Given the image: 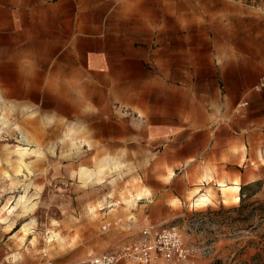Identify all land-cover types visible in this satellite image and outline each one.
<instances>
[{"label":"rangeland","instance_id":"374dc122","mask_svg":"<svg viewBox=\"0 0 264 264\" xmlns=\"http://www.w3.org/2000/svg\"><path fill=\"white\" fill-rule=\"evenodd\" d=\"M196 1L185 0L186 7ZM201 17L208 30V12ZM225 25V18L216 22ZM194 27L187 9L185 33ZM11 38L0 34V73L2 62L16 58ZM152 49L159 60L156 36ZM127 63L133 65L109 68L99 82L42 84L51 90L43 98L26 91V98L12 100L0 92V264L82 262L118 251L146 225L179 227L193 264H264V169L253 179L233 172L244 163L218 167L204 160L201 132L224 117L207 120L204 100L200 115L192 114L194 94L215 86L221 102L223 84L206 85L197 74L185 85L184 114L167 115L159 61ZM170 125L178 131H167ZM186 142L196 150L181 165L174 157ZM256 181L261 184L245 189L251 195L244 204L233 200L235 186L240 197V187Z\"/></svg>","mask_w":264,"mask_h":264},{"label":"crops","instance_id":"0c3cea01","mask_svg":"<svg viewBox=\"0 0 264 264\" xmlns=\"http://www.w3.org/2000/svg\"><path fill=\"white\" fill-rule=\"evenodd\" d=\"M187 9L196 24L192 34L184 31ZM206 11L208 30L201 28V13ZM222 18L226 25L217 27ZM0 34L13 37L10 49L16 57L2 62L0 92L5 99H24L26 91L51 92L42 84L71 87L86 84L89 77L98 81L109 68L133 65L127 62L138 66L159 61L168 88L167 115L182 116L185 85L197 74L209 86L218 79L223 101H218L215 86L212 92L193 95L194 116L200 115L204 100L209 104L207 120L224 117L201 132L200 139L207 143L204 160L218 167L244 163L233 172L251 173L253 179L264 169V10L233 0H197L188 7L185 0H0ZM154 36L159 60L153 55ZM47 61H52L49 69ZM166 130L178 128L170 125ZM195 150L186 142L174 158L181 165L191 162Z\"/></svg>","mask_w":264,"mask_h":264},{"label":"built area","instance_id":"2783aa9c","mask_svg":"<svg viewBox=\"0 0 264 264\" xmlns=\"http://www.w3.org/2000/svg\"><path fill=\"white\" fill-rule=\"evenodd\" d=\"M264 10V0H238ZM3 131L0 129V136ZM124 259L133 264H193L194 254L179 227L146 225L118 251L92 255L72 264H118Z\"/></svg>","mask_w":264,"mask_h":264},{"label":"trees","instance_id":"16d2710c","mask_svg":"<svg viewBox=\"0 0 264 264\" xmlns=\"http://www.w3.org/2000/svg\"><path fill=\"white\" fill-rule=\"evenodd\" d=\"M260 184H261L260 181H256V182L250 183L248 185H243V186L240 187V202H241L240 206L242 204H244L245 201H246V198L251 195V193L250 194H247L245 192V189L252 188L253 186L260 185ZM260 208H263V211L262 212L264 213V204H261Z\"/></svg>","mask_w":264,"mask_h":264},{"label":"bare ground","instance_id":"6f19581e","mask_svg":"<svg viewBox=\"0 0 264 264\" xmlns=\"http://www.w3.org/2000/svg\"><path fill=\"white\" fill-rule=\"evenodd\" d=\"M1 129V128H0ZM23 136H21V138H22ZM22 150V149H21ZM238 190H239V187L238 186H235L234 188H233V191H234V193L235 194H233V200L234 201H239L240 200V197H239V195L237 194V192H238ZM199 199H201V198H199ZM202 201H204V200H202ZM200 203V202H199ZM53 235L54 234H51V236L53 237Z\"/></svg>","mask_w":264,"mask_h":264}]
</instances>
